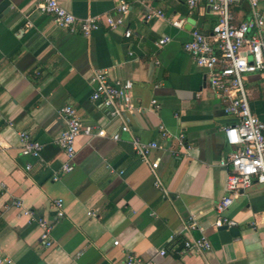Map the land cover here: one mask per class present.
<instances>
[{
	"label": "crops",
	"instance_id": "1",
	"mask_svg": "<svg viewBox=\"0 0 264 264\" xmlns=\"http://www.w3.org/2000/svg\"><path fill=\"white\" fill-rule=\"evenodd\" d=\"M57 1L77 19L115 17L121 1L128 9L119 28L84 37L56 27L36 10V0H0V259L9 264H127L129 257L141 264H264L262 185L241 191L223 213L235 222L228 228L236 233L221 234L214 226L213 208L225 194L228 172L220 160L235 150L222 128L233 119L223 112L206 71L182 45L193 31L210 36L216 15L204 0L194 8L181 0ZM151 11L163 17L147 18ZM231 13L234 23L247 19V1L234 0ZM176 20H182L181 27L171 24ZM164 36L170 42L158 46ZM96 69L132 81V98L141 110L131 116L128 133H120L119 121L91 101L90 76ZM243 83L250 111L264 123V78L245 74ZM66 105L83 127L104 129L106 136L81 133L73 170L53 181L65 161L56 144L64 127L56 111ZM159 126L169 138L161 136ZM19 132L40 143L38 157L21 154ZM114 133L118 141L110 139ZM135 137L160 146L151 158L158 159L165 193L154 188L149 167L135 155ZM58 199L61 218L53 206ZM33 218L51 225L50 247L43 245ZM190 223L195 229L183 231ZM201 236L208 251L185 250L184 241Z\"/></svg>",
	"mask_w": 264,
	"mask_h": 264
},
{
	"label": "built area",
	"instance_id": "2",
	"mask_svg": "<svg viewBox=\"0 0 264 264\" xmlns=\"http://www.w3.org/2000/svg\"><path fill=\"white\" fill-rule=\"evenodd\" d=\"M145 0H141L144 2ZM189 8L197 6L199 0H181ZM234 0H204L206 6L216 15V22L210 36L197 31L191 33L188 41L182 45L183 51L190 57L196 66L204 69L208 83L222 104L223 112L232 117L233 122L222 128L227 144L234 147L225 158L220 160V165L228 169L224 190L225 194L214 205L217 214L214 226L216 228L226 225L233 227L235 222L223 213L231 205L233 199L243 190L254 184L264 187V123L261 122L249 108L247 92L243 83V75L258 73L264 78V9H259L262 0H246L250 15L244 21L233 22L231 5ZM127 4L120 2L117 7L118 15H96L84 19H77L67 12L57 0H36V10L49 16L58 28L72 33H79L88 37L92 32L101 28L114 30L123 25L127 13ZM163 17L161 11H151L147 18ZM175 27L182 26V20L171 22ZM129 29L124 31V36L129 37ZM170 42V37L164 36L157 41L158 46ZM91 95L93 102L99 103L105 114L110 119L119 121V132H129L131 116L141 109L134 103L131 89V80L111 79L105 70L96 69L90 76ZM154 108H158L156 100H152ZM56 114L64 127L59 131L56 144L63 151L65 161L52 177L53 181L61 175L73 170L72 160L75 155V140L83 133L86 136H106L104 129H95L91 126L83 127L73 107L66 105L60 107ZM163 138H169L163 126H159ZM21 143L20 152L24 156L38 157L41 149L39 142L30 140L26 133L19 132ZM113 141L119 140V133L110 136ZM179 145L182 144V135L177 137ZM132 149L139 161L149 167L153 179V186L158 191L165 193L162 182L157 173L158 159H152L151 153L160 149L154 142H142L138 138L131 141ZM30 166H26L29 170ZM12 205L21 207L20 201H13ZM56 216L63 217V203L58 199L53 202ZM32 216L31 212H27ZM90 215V213H88ZM41 229V241L45 247H50L51 225L42 218H33ZM195 229L194 223L183 226L182 230ZM172 238V236L170 237ZM114 241L113 245H117ZM186 251L203 253L210 249L209 242L203 236L189 241H184ZM165 252L160 251L163 255ZM8 259H0V264H9ZM127 264H141L140 261L129 257Z\"/></svg>",
	"mask_w": 264,
	"mask_h": 264
},
{
	"label": "water",
	"instance_id": "3",
	"mask_svg": "<svg viewBox=\"0 0 264 264\" xmlns=\"http://www.w3.org/2000/svg\"><path fill=\"white\" fill-rule=\"evenodd\" d=\"M227 230H229V233H230V234L236 233V231H234V230L228 228L226 225H222V226H220V227L217 228V231H218L219 233H221V234H225V233H227Z\"/></svg>",
	"mask_w": 264,
	"mask_h": 264
}]
</instances>
